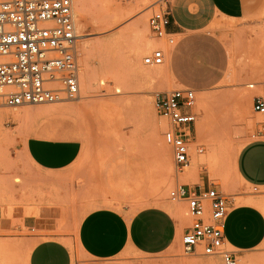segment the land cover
Here are the masks:
<instances>
[{
    "label": "rangeland",
    "instance_id": "1",
    "mask_svg": "<svg viewBox=\"0 0 264 264\" xmlns=\"http://www.w3.org/2000/svg\"><path fill=\"white\" fill-rule=\"evenodd\" d=\"M154 1L73 0L78 97L52 104L0 106L1 111L11 113L0 116V216L11 217L20 209L35 213L46 205L59 207L61 218L55 235L70 248L72 264H224L219 256L187 255L182 250V230L192 218L186 215L185 203L169 199L176 184L172 152L163 138L167 123L153 105L155 92L176 85L167 76L165 64L147 66L142 62L153 48L168 47L149 34L147 18ZM141 17L144 24L130 30ZM212 29L226 44L228 70L221 83L196 94L190 165L178 180L216 188L229 195L232 206L246 199L261 201L259 191L245 188L238 180L234 164L240 147L264 138L259 134L264 118L252 110L253 98L264 96V13L249 20L216 18ZM145 71L157 75L150 79ZM86 73L91 82L87 93ZM203 105H207V113ZM30 136L75 139L82 151L67 169L44 171L26 154ZM161 149L167 152L164 160ZM190 167L195 174L188 178ZM147 205L170 206L178 222L180 234L168 250L156 255L124 252L109 260L80 252L76 228L87 211L112 207L131 213ZM32 233L24 228L0 230V246L9 251L0 264H27L29 252L39 240L25 239ZM228 246L237 251L236 264L250 257L264 263V246L248 251Z\"/></svg>",
    "mask_w": 264,
    "mask_h": 264
},
{
    "label": "crops",
    "instance_id": "2",
    "mask_svg": "<svg viewBox=\"0 0 264 264\" xmlns=\"http://www.w3.org/2000/svg\"><path fill=\"white\" fill-rule=\"evenodd\" d=\"M262 13L264 0H174L170 30L181 37L164 62L171 82L192 88L196 94L221 83L228 70L229 56L225 42L212 29L213 21L249 20ZM25 151L36 167L58 172L78 159L82 145L75 139L30 136ZM234 165L241 184L259 191L257 197L264 199V138L240 147ZM60 218L61 209L57 206H40L29 214L23 209L14 210L11 217L0 216V230L24 228L33 232L25 236L26 240L39 239L28 254L27 264H72L70 248L55 235ZM14 221L18 224L14 225ZM179 234L170 206L147 205L131 213L98 207L80 218L76 242L85 256L109 260L124 252L163 253L173 246ZM224 236L238 251L264 246V212L253 204L231 205Z\"/></svg>",
    "mask_w": 264,
    "mask_h": 264
},
{
    "label": "built area",
    "instance_id": "3",
    "mask_svg": "<svg viewBox=\"0 0 264 264\" xmlns=\"http://www.w3.org/2000/svg\"><path fill=\"white\" fill-rule=\"evenodd\" d=\"M174 0H155L147 18L150 37L169 46H157L142 57L145 65H162L178 42L170 30ZM78 36L73 0H0V106L18 107L73 100L79 95ZM196 93L176 86L154 93L156 114L166 121L163 132L171 148L175 186L169 199L186 204L192 218L181 235L184 254L219 256L236 264L224 227L231 208L229 195L216 188L193 187L178 176L190 165L189 142L194 131ZM252 110L264 118V96H255ZM264 135V128L259 131ZM202 152V148H198Z\"/></svg>",
    "mask_w": 264,
    "mask_h": 264
},
{
    "label": "bare ground",
    "instance_id": "4",
    "mask_svg": "<svg viewBox=\"0 0 264 264\" xmlns=\"http://www.w3.org/2000/svg\"><path fill=\"white\" fill-rule=\"evenodd\" d=\"M79 1L80 0H77V2L79 3ZM80 7V6H79ZM110 16V15H109ZM142 24H144V17H141V19H139V20H137L136 22H134V23H132L131 25H130V30L131 29H133L134 28V26H136V25H142ZM78 36V35H77ZM165 48V47H164ZM166 50H168L169 49V46L167 47V48H165ZM164 64V63H163ZM145 74H146V76L147 77H149L150 79L151 78H153L154 76H156L157 75V72L156 71H153V72H149V71H145ZM166 74H167V76L170 78V76H169V74H168V71H167V69H166ZM83 81H84V88H86V89H84V91H85V93H87L88 92V90H89V86H90V77H89V75L86 73L85 74V76H84V79H83ZM250 103V102H249ZM248 104V103H247ZM202 108L205 110V112L207 113V105H203L202 106ZM244 112V111H243ZM3 115H6V117L8 116V115H11V113L9 112V111H1L0 110V116H3ZM19 114H16L15 116L17 117ZM4 119V118H3ZM160 153H161V159H166V155H167V152H166V149H161L160 150ZM197 156V155H196ZM193 174H195L194 173V169H193V167H190L188 170H187V172H186V177H190V176H192ZM241 203H243V204H253V206L254 205H256V208L258 207V208H260V209H262V211H264V200H261V201H257V200H253V199H246V200H242L241 201ZM176 207H178V206H176ZM236 207V206H235ZM176 209V208H175ZM181 209V208H180ZM179 209V210H180ZM176 212V211H175ZM179 212V211H178ZM177 213V212H176ZM175 214V213H174ZM177 215V214H176ZM175 215V216H176ZM227 244H229V243H227ZM8 249H6L4 246H0V259H4V257H6L7 256V254H8ZM243 262V264H247V262H252L253 264L254 263H256V264H264V263H262L260 260H258V257H250V258H245V260L244 261H241V263ZM240 263V264H241ZM180 264H183V263H180ZM190 264H216V262H214V261H210V262H207V263H204V262H201V261H193V262H191Z\"/></svg>",
    "mask_w": 264,
    "mask_h": 264
}]
</instances>
